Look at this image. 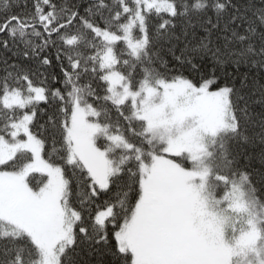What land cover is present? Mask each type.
I'll use <instances>...</instances> for the list:
<instances>
[{
    "label": "snow or ice",
    "instance_id": "1",
    "mask_svg": "<svg viewBox=\"0 0 264 264\" xmlns=\"http://www.w3.org/2000/svg\"><path fill=\"white\" fill-rule=\"evenodd\" d=\"M0 264H264V0H0Z\"/></svg>",
    "mask_w": 264,
    "mask_h": 264
}]
</instances>
